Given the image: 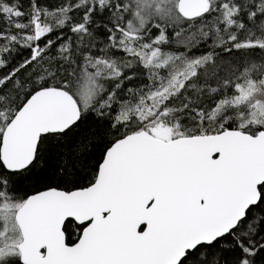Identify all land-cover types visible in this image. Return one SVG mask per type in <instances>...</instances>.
Here are the masks:
<instances>
[{
    "label": "snow or ice",
    "instance_id": "obj_1",
    "mask_svg": "<svg viewBox=\"0 0 264 264\" xmlns=\"http://www.w3.org/2000/svg\"><path fill=\"white\" fill-rule=\"evenodd\" d=\"M0 264H264V0H0Z\"/></svg>",
    "mask_w": 264,
    "mask_h": 264
}]
</instances>
